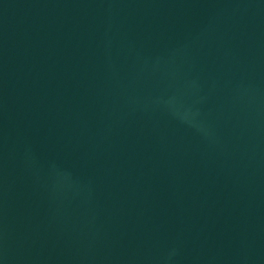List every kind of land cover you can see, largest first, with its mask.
<instances>
[{
	"label": "water",
	"instance_id": "95a60500",
	"mask_svg": "<svg viewBox=\"0 0 264 264\" xmlns=\"http://www.w3.org/2000/svg\"><path fill=\"white\" fill-rule=\"evenodd\" d=\"M0 264H264V0H0Z\"/></svg>",
	"mask_w": 264,
	"mask_h": 264
}]
</instances>
